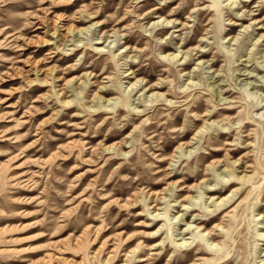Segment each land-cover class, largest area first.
<instances>
[{
  "label": "rangeland",
  "instance_id": "374dc122",
  "mask_svg": "<svg viewBox=\"0 0 264 264\" xmlns=\"http://www.w3.org/2000/svg\"><path fill=\"white\" fill-rule=\"evenodd\" d=\"M192 263L264 264V0H0V264Z\"/></svg>",
  "mask_w": 264,
  "mask_h": 264
},
{
  "label": "bare ground",
  "instance_id": "6f19581e",
  "mask_svg": "<svg viewBox=\"0 0 264 264\" xmlns=\"http://www.w3.org/2000/svg\"><path fill=\"white\" fill-rule=\"evenodd\" d=\"M234 1V0H233ZM237 2V1H236ZM230 4V3H229ZM235 4V2H233L232 3V5H234ZM238 4H239V2H238ZM146 6V5H145ZM240 6V5H239ZM142 9V8H141ZM196 10V9H195ZM196 12V11H195ZM50 15V14H49ZM46 16V15H45ZM58 17H61V16H58ZM57 17V20H59V18ZM34 19H38L39 17L38 16H35V17H33ZM56 20V19H55ZM53 21V25H54V27H56V24H57V22L58 21ZM172 21V20H171ZM171 21H169V20H166V19H161L160 21H159V23H161V24H163V25H166V27H171L172 26V22ZM263 22V21H262ZM39 26V25H38ZM40 30H43V28L42 27H38L37 29H36V31H40ZM54 30H55V33H54V35H56L57 34V29L56 28H54ZM165 32V31H164ZM204 41V39L201 41V42H203ZM44 45H49V43H50V41H46V40H44L43 42H42ZM98 45V44H97ZM201 47L199 46V49H200ZM183 52L181 51V52H176V53H173V54H170V56H169V58L172 60V61H177V60H183V59H186L185 57H187L188 55L187 54H182ZM205 56V54H203V55H201L200 57H204ZM42 71V70H41ZM129 71V70H128ZM132 72V71H131ZM159 83V82H158ZM160 86V85H159ZM167 101V100H166ZM168 102V101H167ZM110 149V148H109ZM243 157V156H242ZM249 155H246V156H244V159H249ZM255 166V165H254ZM247 168V167H246ZM252 173V172H251ZM250 173V174H251ZM247 177H251V176H247ZM155 207H158V205H156ZM157 210H159V209H157ZM175 219V218H174ZM91 227V226H90ZM89 227V228H90ZM88 228V229H89ZM195 230H199V231H201V228H192V226L191 225H187V229L185 230V232H187V233H189V232H191V231H195ZM86 231H87V229H86ZM208 233V232H207ZM181 241H182V243L180 244L182 247L184 246V247H187V246H189L190 244L188 243V239H186V238H182L181 239ZM157 247H159V245L157 246ZM142 261H146V260H142ZM156 263H158V261L156 262ZM192 264H194V263H192Z\"/></svg>",
  "mask_w": 264,
  "mask_h": 264
}]
</instances>
